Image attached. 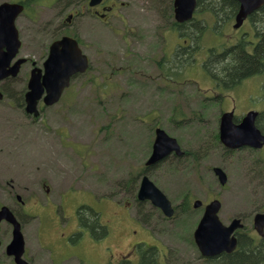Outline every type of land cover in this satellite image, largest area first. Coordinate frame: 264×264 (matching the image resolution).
Returning a JSON list of instances; mask_svg holds the SVG:
<instances>
[{"label": "rangeland", "instance_id": "374dc122", "mask_svg": "<svg viewBox=\"0 0 264 264\" xmlns=\"http://www.w3.org/2000/svg\"><path fill=\"white\" fill-rule=\"evenodd\" d=\"M73 1L30 2L28 12L34 9L31 13L36 23H29L24 16L20 18L27 43L22 56L37 63L42 60L47 43L52 42V30L60 21V12L62 20L66 21L73 8L67 3ZM172 1L123 0L128 7L119 11V16L110 18V26L89 17L74 19L69 30L83 44L91 60L90 71L73 80V86L66 90L58 105L45 110L41 106L39 118L27 116L22 105L20 93L25 87L24 77L19 79L18 97L0 102V206L8 205L22 215L35 217L23 227L26 250L34 257L33 264H81L82 260L73 257L63 263L68 249L57 241L62 232L75 228V221L60 219L62 222L53 227L48 207L51 203L64 204L66 215L71 216L67 205L76 201L75 194L79 205H90L101 213L110 236L97 242L87 232L83 233L86 236L82 239L83 264H109L116 250L126 252L129 243L138 240L156 245L161 253H167L166 264H206L197 260L200 252L194 243L193 229L200 215L192 211L193 201L208 202L213 198L223 201V221L226 222L235 214H253L264 206L263 152L246 149L226 152L224 147L223 159L220 152L211 154L200 166L198 160L192 168L188 159L178 161L170 157L148 171L147 175L175 206L182 204L188 195L187 217L177 212L172 221L164 222L160 232L154 234L140 225L141 214L130 204L150 157L157 127L178 138L189 152L207 145L202 144L205 137L202 127L197 121L193 122L194 115L200 113L197 104L202 101L201 96L194 84L183 88L191 78L203 86L204 91L210 87L202 78L198 63L183 79L172 80L179 89L166 84L144 87L148 77L144 72L155 77L162 75L157 62L163 52L169 56L178 42L173 34H165L166 40L162 36L164 25L172 20V15H165L164 10ZM49 24L52 26L48 27ZM233 24L234 21L223 29L222 36L216 33L220 39H215L211 30L206 31L199 41L203 50L217 43H222L223 47L229 45L228 39L235 35ZM46 27L50 30L44 31ZM249 28L245 25L242 29ZM118 70L127 73L118 78L117 73L112 74ZM253 81L256 83L257 79ZM255 85L248 86V90ZM246 90L244 86L241 92L246 93ZM241 92L235 112L239 118L249 111L250 104L259 106L264 101L263 87L261 93L251 97L250 104L241 101L245 96ZM246 96L248 98L247 93ZM179 112L190 121L183 124L171 121ZM220 114L212 105L200 116L215 124ZM215 166H223L228 176L223 190L212 171ZM130 178H135L134 186L126 192L123 183ZM16 196L22 198L24 205ZM126 202L130 203L126 205ZM147 210L153 213L149 205ZM134 230L138 234H134ZM11 231L10 226L3 224L0 240L10 242ZM2 263L13 264L6 257H2Z\"/></svg>", "mask_w": 264, "mask_h": 264}, {"label": "flooded vegetation", "instance_id": "af4514ba", "mask_svg": "<svg viewBox=\"0 0 264 264\" xmlns=\"http://www.w3.org/2000/svg\"><path fill=\"white\" fill-rule=\"evenodd\" d=\"M91 1L92 0H75V7L76 8L72 9V13H70L72 15L71 21L66 22V21L62 20L60 23L57 24V26H55V28L52 30V42L47 43V46L45 47V53H43V55L40 57V59H42V60L39 63L33 61L32 59H30L28 57H24L21 55V52L23 51L24 48H26L27 43L24 40L25 29L20 27V18L22 16H24V18L27 19V21L29 23L35 25L36 21H35L34 13H31L32 11H34V9L32 11H29L27 15H24V14L22 16L19 15L15 19L14 26L16 27L17 31L19 32V38L21 40L22 45H21L20 53L14 59H12V61L10 62L9 66L7 68L10 69V68L15 67L21 58H25V61L19 66V70L15 76H8L7 78L0 81V92H2L4 97H6L7 99H11V98L14 99L15 97H18V95L20 93L18 83H19V79L21 77H24L23 83H24V86L26 87L24 95L27 93L29 81H30L31 76H32V72L35 69H39L44 74V64L47 61V59L49 58L51 46L55 41L61 39L64 36H71V37L75 38L79 42V46L83 48L80 39L76 35H73L69 30V28L71 29V26L73 25L74 19H82L83 17H89L88 19L98 20L100 23H102L106 26H110V23H109L110 18L119 16L118 12L119 11L121 12V10L123 8L125 9L126 7H128V4L123 2V0H94L95 5L90 6ZM5 2H8L10 4H17V3L23 4L25 6V13H26L30 8L29 7L30 2L35 3V0H26V1L25 0H0V6L3 5ZM262 10L263 9H259L257 12L253 13L251 16H249L247 18V20L244 22L243 26L240 29L235 30V32H234L235 35L231 36L228 39L230 42V44H229L230 46H235V45H238L239 43H247L250 51H252V50H255L257 45L263 43V41H264V29H260V28H264V16H260L262 14H259ZM164 11L166 12L165 15H167L168 13H170V15H172V17H171L172 20H170V22H168L167 24L164 25V26H166V28L164 29L162 36L166 40L167 36L165 34H173V37L178 42H177L176 47H173V49H171L172 53L169 56H166L163 52L162 59L158 60V62H157L158 67L161 70H163L161 73L162 75L155 77V76H150L148 73L144 72V74L148 75V77L145 78V82H144V87L146 89L148 87H150L151 84H154L156 87H158L161 84H164L165 81H166V84L168 86L170 85L169 81H171L172 82L171 85L174 86V88L179 89V86H175V84H174L175 81H172L174 78L178 79V76H175V75L171 76L166 72V70L168 71V69L170 68V64H169L170 59L171 58H173V60L175 59L174 57H175L177 50L179 49V46L185 45V44L190 45L193 43L192 42L193 39H192L191 34H187V36L185 35L184 37H186V38L184 40L181 39V35L178 31V27L175 25L176 21L173 20V16H174V2L173 1L171 3V6H167ZM61 13L62 12H60V16H61ZM8 18H9V16H8ZM3 19H4V16H0V22H2ZM177 24H179V23H177ZM184 24H186V23H184ZM34 25H32V26H34ZM180 25H182V24H180ZM245 25H249L250 28L248 30L242 29ZM260 25H261V27H260ZM49 30H50L49 28H45L44 31H49ZM229 45H226L224 48L228 47ZM164 47L165 46H163V48ZM163 48H162V50H164ZM171 48H172V46H171ZM8 51H9L8 47L4 46L2 43H0V53L3 55L5 52H8ZM207 57H208V53L204 56V58L198 57L197 62L195 61V64L200 62L201 63L200 66L202 67V62H204L207 59ZM222 60H225V58H223ZM175 62H176V59H175ZM90 63H91V61H90ZM260 64L262 66L261 68L264 69V63L262 61H260ZM172 68H175V71H173L172 73H178L179 72V71H176L177 66L172 67ZM194 68H195V66L192 69H194ZM189 71H190V69L187 70L184 74L188 75ZM114 73H117V76L120 77V76H123L124 74H126L127 71L119 70V71L112 72V74H114ZM219 73H220V78L217 79L215 77H213V78L210 77L209 75L206 74V72L204 70H201L200 74L202 75V78L208 82L210 87L205 91L203 89H200V96H201L202 101L200 103H198L197 106L209 107L212 105L213 106L218 105L219 106L218 108L220 109V111H222L221 115L223 114V110L228 108V107H229V110H225V111L234 110V112H236V109L238 107L237 106V100L239 101L237 96L240 94V92L244 86H245V89H247L246 93L248 95V98L246 96L245 91H242L241 93H245V96H242L241 101L247 102L249 98L253 97L255 94L256 88H258V93L261 92L260 88L258 87L259 81H257L255 83L253 81V79L258 78L260 76H263L262 74H264V71H262V73H260L259 75L252 76V78H247V79L245 78L244 80H242L239 83H237V82L235 83L233 81L232 82L227 81V79H226L227 74L226 73L223 74L222 70ZM223 75H224V77H223ZM191 80H193V81H191ZM191 80H189L190 83L187 84V86H191V84H194V85L197 84V81L195 79L191 78ZM255 84H256L255 89L248 90V86L255 85ZM259 85H260V87L264 88V82H263V84L260 83ZM71 86H73V81H71ZM71 86L69 88H71ZM68 89H66V90H68ZM66 90H65V92H66ZM234 93L236 96L234 95ZM231 94H233L234 96L231 97ZM63 96H64V94H63ZM42 102H43V100H41L39 103L40 104L39 105L40 110H41V106L45 107ZM23 103L22 104L25 107L24 96H23ZM229 104L231 107L226 106ZM46 108L47 107L43 108L42 110H45ZM250 109H252V108H250ZM241 119L240 120L237 119V120H235V122L239 123L241 121ZM202 122H204L203 125H202ZM198 126L202 127L201 131L205 135V137L202 139V141H204V143H202V144L204 146L207 143V145H206V147L202 148L201 150L198 149L195 152H189L188 150L185 152V156H183V159L187 158L188 161L190 162L192 168H194L196 166V162L198 160H199L198 166H200L202 160L207 159L211 154H215V153L220 152V155L223 159V143H221V139H220V117L218 118V120L215 124H213L211 120L206 121L205 119H201L198 121ZM245 149L246 150H252V149H249L247 147H243V149H237L235 151L245 150ZM225 151L226 152L227 151L234 152V151H232L230 149L228 150L226 148H225ZM260 151H262L264 154V147ZM172 158H174L178 161L180 160V159L176 158L175 156ZM263 163H264V156H263ZM156 167H158V165ZM151 168H155V167H151ZM221 168L223 169V166ZM145 169L147 170V168H145ZM220 187L223 190V186L221 185ZM73 196L77 197L76 201L67 205V207L69 208V211L72 213L71 216L66 215L67 210H66V205H64V204H61L60 206H58L56 204L51 203V205H48L49 211L52 213L51 220H52V226L53 227H55V223L60 224V222H62L60 219H64L66 221L68 218V220L70 219L72 221H75V228L68 233L62 232L60 234V237L57 239V241L61 242L62 245L65 247L64 249H66V248L68 249V252L65 255L66 258H64V260H62L63 263L65 262V260L67 258L69 259L71 257H73V259L78 258V259L84 261V259L82 258V256H84V243L82 241L83 237L85 236L83 234L84 232H87L89 234L90 238L93 239L94 241H96L92 237L90 229H83L80 227L81 224H80L79 214H80L81 210L84 207L92 208V206H90V205H79L78 202L80 200H79L77 194H75ZM47 198H50V197L47 196ZM16 199H17V196H16ZM214 199H217V198H213L212 200H210L208 202H203L201 200L202 205L198 208H195L193 206L194 205V203H193L192 204V209H193L192 211L194 213L200 215V218H201L206 211L207 205H209ZM132 200L133 201H131V203L126 202V205H128L130 203L132 205V207L134 206L135 208H138L137 205L143 204L144 205L143 209H145V210H147V205H149L152 208L151 211H154V213H156L155 215L158 216V219H159L158 222L152 220V215H148L149 218H147V220H146V216L144 214H143V218H144L143 222H142V219L139 221L140 225L144 226L147 230H150V232H152L154 234H156V232H160V227L162 226V224L164 222H167V221L170 222L174 219V217H171V218L166 217L164 215V213L161 211V209L153 208L152 205L148 201H138L137 199H132ZM220 202H221V208L219 210V217L221 214L222 218H220V219H221L222 223L228 227L232 224V222L235 219H239V220H241L242 227L239 229H236V231L232 235V237H235V239L237 241V248L234 251H232L231 253L223 252V253L216 255V256H213V257H204L200 254V257H198L197 260L198 261L203 260L206 264H219V262H221V261L224 262L225 259L227 258V256L238 253V250L241 249L242 243L244 241L251 240V243L253 245L258 246L260 244V241L264 240V238H262L257 233V231L255 230V225H254L255 215L258 213H264V206L262 208L257 209L256 212H254L253 214H245V215L235 214L232 216V218L229 221L226 222V221H223V201L220 200ZM173 207L175 208V212H176L175 214H177V212H178L177 206L173 205ZM127 209L129 210L130 207ZM138 212H140L139 208H138ZM15 213H18V212L15 211ZM19 214L22 215L20 212H19ZM147 214H149V213H147ZM74 217L76 220L74 219ZM200 218H199V220H200ZM199 220H198V222H199ZM133 232H134V234H138L137 230H134ZM94 241H92V242H94ZM8 243L6 244V243L2 242V240H1L0 264H3L2 263V257H6V258L10 259L11 262L13 264H15L14 257L9 256L7 254ZM49 249L51 250V248H49ZM109 249L111 250V248H109ZM148 250H153V251L158 252L159 259H160L161 263L166 264L167 253H165V254L161 253V249L158 246L149 245L146 241H141V240L135 241L133 243H129V249H127L126 252H119V250H116L115 255H113V257L109 259V261H110L109 264H137L141 259V254L148 251ZM24 259L27 262H29V264H33L34 257H30V255L27 253V250L24 253Z\"/></svg>", "mask_w": 264, "mask_h": 264}, {"label": "water", "instance_id": "95a60500", "mask_svg": "<svg viewBox=\"0 0 264 264\" xmlns=\"http://www.w3.org/2000/svg\"><path fill=\"white\" fill-rule=\"evenodd\" d=\"M235 1L240 3L234 25L236 29L240 28L252 13L264 5V0ZM90 5H95L94 0ZM174 6L176 20L179 23H184L193 19L197 0H174ZM23 9L22 4L4 3L0 6V16H4L3 21L0 22V43L7 46L9 50L3 55L0 53V81L8 76H15L20 64L24 62V60H20L15 67L7 68L21 46L14 21L23 12ZM88 68L89 59L82 53L75 39L64 37L53 43L49 58L44 64V74L39 69L32 72L28 85L29 91L25 95L26 113L38 117L40 114L38 103L42 98L46 106L56 104L64 90L69 87L72 77L87 72ZM44 94L45 96H43ZM2 98L3 94L0 92V99ZM258 114L256 111H250L239 124H236L234 122V112L224 113L220 122L221 142L229 149H238L245 146L253 149L263 148L264 135L256 126ZM172 153L177 156L184 155L177 139L171 137L164 129L158 128L156 129L153 151L146 166H155L167 159ZM214 172L218 176L220 184L225 186L228 181L226 173L221 168H215ZM138 199L139 201H150L153 206L161 209L168 218L173 217L175 214L171 201L148 176H144L141 181ZM201 205L200 200L194 203L195 208ZM220 208L221 203L219 200H214L207 205L206 211L194 232L195 243L201 255L206 257L216 256L223 252L231 253L237 246L235 237L231 236L236 229L242 227L241 221L235 219L229 227L223 225L218 216ZM2 221H7L13 225V238L7 246V254L14 257L16 264H29L23 258L25 239L22 233V225L7 206L0 209V223ZM254 225L258 234L264 238V214L259 213L255 216Z\"/></svg>", "mask_w": 264, "mask_h": 264}, {"label": "trees", "instance_id": "16d2710c", "mask_svg": "<svg viewBox=\"0 0 264 264\" xmlns=\"http://www.w3.org/2000/svg\"><path fill=\"white\" fill-rule=\"evenodd\" d=\"M35 3H41L40 0H35ZM68 7H73L71 2H68ZM259 14L264 16V6ZM239 10V3L234 0H198V7L196 11V18L186 24H177L178 31L181 35V39H185V35H192V44L190 45H180L179 49L175 54V59H170V68L166 72L173 76H178V79H183L186 74H184L188 69H191L197 58L202 54L203 48L201 47L200 40L205 36L206 31L211 30L214 34L215 39H220L217 37L223 35V29L228 28L231 23L234 21L237 12ZM201 16V18H199ZM210 23L212 28L210 29ZM264 29V28H262ZM222 43H217V45L212 46L208 49V57L202 62V68L210 77L220 78V71H223V74H227V81L229 82H241L245 78H252L254 75H259L264 71L262 69L260 61L264 63V41L263 43L256 46L255 50L250 51L247 43H239L235 46H228L223 48ZM225 58V60H222ZM179 71L178 73H172L175 71L176 67ZM224 77V75H223ZM234 83V84H235ZM24 92V91H23ZM23 92L20 93V98L23 102ZM195 110V109H194ZM200 113L194 115L197 120H201L200 116L204 111L209 110L208 108H201ZM175 117L171 121H174L178 124H183L188 122L185 115L182 113H175ZM176 118L179 121H176ZM193 120V118H192ZM257 127L264 134V111L260 112L257 119ZM187 159V158H185ZM262 159V158H261ZM135 178H130L127 182L123 183L124 187L128 192L133 188ZM136 199V195H134ZM144 205L139 204L138 208L140 212V219L143 222V214L147 218L148 215H152V220L158 222V216L156 213L147 214L146 210L143 209ZM93 208V209H92ZM84 207L80 214V227L83 229H90L91 235L96 241H101L106 239L109 236L108 227L102 222L101 215L94 207ZM188 204V195L185 197V201L177 206L178 215L186 216L189 210ZM184 217V218H186ZM161 224V223H160ZM171 229L167 227V230ZM137 264H161L158 252L153 250H148L141 254V259ZM219 264H264V240L260 241L258 246L253 245L251 240L244 241L242 247L238 250V253L227 256L225 261L219 262Z\"/></svg>", "mask_w": 264, "mask_h": 264}]
</instances>
